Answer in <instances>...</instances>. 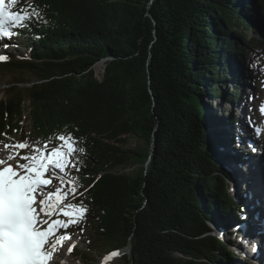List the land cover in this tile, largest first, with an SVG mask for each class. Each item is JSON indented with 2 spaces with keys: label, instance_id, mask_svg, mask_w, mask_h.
<instances>
[{
  "label": "trees",
  "instance_id": "16d2710c",
  "mask_svg": "<svg viewBox=\"0 0 264 264\" xmlns=\"http://www.w3.org/2000/svg\"><path fill=\"white\" fill-rule=\"evenodd\" d=\"M25 4L42 20L0 39V73L36 80L27 117L19 86L3 91L0 142L77 140L69 177L92 214L90 238L109 254L132 246V264L234 262L214 235L231 237L247 216L222 167L237 160L230 103L247 99L229 79L264 83V0H23L15 10ZM13 41L22 59L5 49ZM134 137L144 144L129 148Z\"/></svg>",
  "mask_w": 264,
  "mask_h": 264
},
{
  "label": "snow or ice",
  "instance_id": "6c2138e0",
  "mask_svg": "<svg viewBox=\"0 0 264 264\" xmlns=\"http://www.w3.org/2000/svg\"><path fill=\"white\" fill-rule=\"evenodd\" d=\"M22 2L0 0V39L11 38L17 34L13 29L27 27L34 19L42 20L36 6L25 4L15 10ZM5 60L6 56H0V61ZM260 112L264 115V105ZM56 139L60 143L52 147L49 143L15 144L14 148L29 149L27 155L16 153L24 163L0 168V264H55L57 246L71 239L67 234H56L79 226L85 218L88 209L83 203L65 202L69 195H83L78 192L76 179L69 177V170L77 168L75 160L83 149L77 147V140L70 133L58 134ZM4 164L0 160V165ZM57 176L60 187L47 190ZM118 254L111 253L105 264Z\"/></svg>",
  "mask_w": 264,
  "mask_h": 264
},
{
  "label": "rangeland",
  "instance_id": "374dc122",
  "mask_svg": "<svg viewBox=\"0 0 264 264\" xmlns=\"http://www.w3.org/2000/svg\"><path fill=\"white\" fill-rule=\"evenodd\" d=\"M258 29H260V28H258ZM247 35L249 36V38H252L254 36V33L248 32ZM5 49L8 50L9 52L13 53L19 59L23 58V56H22L23 54L28 53L26 51V49L24 47H22L21 44H19L17 41H13L12 43H6ZM102 64H104V62H102ZM95 71H96V68H95ZM232 79H233V77L230 76L229 80H230L231 86L236 85V84H239L240 88L243 86L244 82H238L237 80H235V79L232 80ZM35 80H36L35 77L29 73H25L23 75L18 74V73H16V74L0 73V99H3V97H4V94H3L4 90L8 91L9 88H11L13 86H19L20 91L23 93V99H24L23 107L25 109V116L27 117L28 111L30 109L29 108L30 101L26 97V93L24 91L26 88L30 87L33 84V82H35ZM21 82H23V83H21ZM242 92H243V94H248L250 97H254V99H249V101L247 99H244V102L241 103V108L244 110V112L246 113V116H247L246 119L242 118V121H241L243 123V127L246 130V132H244L245 142L248 143L247 141L249 140L246 137L247 134H249L250 137H252L254 140L260 141L258 139V136L256 137L253 126L255 127V130H257L258 127L264 123V115H262L260 112L261 105H264V84H257L256 82H254V83L251 82V84H247V85L244 84V86L242 87ZM234 106H235V104L233 102L230 103V107L234 108ZM250 107H252V111L249 110ZM253 121H254V123H253ZM24 124L29 125L30 124L29 119H26L24 121ZM249 127H250V129H249ZM261 142H263V144H264V140H262ZM143 144H144L143 139L134 137L129 141L128 147L129 148H135V147H138V146L143 145ZM224 150L227 152L230 151V149L228 147L225 148ZM239 150L241 152L247 153L246 154L247 161L253 160L255 158V150H253V147L244 146L242 144L240 146ZM16 153H19L20 156L24 155L23 150H20L18 148H14V145L8 146V147L0 145V160L5 161V164L0 165V167H5L8 165L15 166L17 163H24V161L19 159V156H17ZM10 155L14 156L15 158L9 160L8 157ZM259 155H261V153H259ZM247 161L238 162V163H237V161H232V162H229L228 164H224L222 167H223L224 171H226L225 173L228 172L227 173V175H228L227 180L225 181V186L227 187V190H228L230 197L234 198V200L237 201L239 204L244 203L247 207H249L242 200V198L239 201L237 200V198H235L236 193L239 194L238 183H237V178H236L239 172L237 171V169H241V167H243V166H241L240 164H242V163L245 164ZM237 165H240V167ZM126 172L129 173V170ZM57 187H60V182H59L58 176H57V178H52L51 185L48 186L47 190L55 191V189ZM240 194H242V192ZM78 199H79V197H76V196L73 197L72 195H69L65 202L71 203L74 205H78V203H77ZM250 210H251V208H250ZM91 216H92L91 213H86L83 222L79 226H72L66 230L65 229L60 230L59 235L67 234L71 237V239L63 241L62 246H60V245L57 246L56 254L54 255L55 264H104L105 258L108 257L110 254H109L107 248L105 247V245L103 244L104 241H102L101 239L90 238V232L88 231V225L86 224V219L88 217H91ZM60 218L67 219V218L62 217V216ZM52 219H56V216H53ZM246 219L247 218H245L244 220H246ZM244 223H245V221L242 220L237 226L234 227V229H236V230H238L239 228L242 229V227L244 226ZM86 231H88V233H85ZM214 232L217 233V235H219L222 238V241L225 242L227 246H229V249L232 252H235V254L236 253L238 254V258H236L234 262H227L228 264H245V263H248L247 260L244 259V258L249 259L248 254L245 251L240 252L238 245L235 247L234 243H232L233 237H232V239L230 238V236L228 234L229 232L227 229H222V230H215L214 229ZM244 232H247V231H244ZM229 239H230L231 243H228L226 241ZM239 244L241 247L240 241H239ZM72 245H74V247L72 248V251L69 252L68 249ZM124 251L125 252H122L119 255L115 256L112 260L107 261V264H127L128 263L127 262V256L129 257L128 252H127V248ZM60 253L66 255V256L61 258L58 256ZM81 254H84L85 256H87V258L84 257V255H82V257H81ZM240 255L244 260L241 259V257H240V261H239ZM237 261H239V262L237 263Z\"/></svg>",
  "mask_w": 264,
  "mask_h": 264
},
{
  "label": "bare ground",
  "instance_id": "6f19581e",
  "mask_svg": "<svg viewBox=\"0 0 264 264\" xmlns=\"http://www.w3.org/2000/svg\"><path fill=\"white\" fill-rule=\"evenodd\" d=\"M241 116L244 119L247 118L243 109ZM246 137L250 141L244 143V146L253 147V150L262 148L260 141L254 140L249 134ZM241 166H243L241 169H237L239 172L236 177L239 194L236 193L235 198L238 201L242 198L251 210L247 207L250 210V215L245 220L242 229L236 230L237 234L239 233L241 236L239 251H245L249 256V259L244 258L248 262L245 264H255L253 261L257 264H264V157L257 155L253 160L247 161L245 164L242 163ZM241 192L242 194H240ZM226 241L231 243L229 240ZM241 259L243 258L241 257Z\"/></svg>",
  "mask_w": 264,
  "mask_h": 264
},
{
  "label": "water",
  "instance_id": "95a60500",
  "mask_svg": "<svg viewBox=\"0 0 264 264\" xmlns=\"http://www.w3.org/2000/svg\"><path fill=\"white\" fill-rule=\"evenodd\" d=\"M258 36L264 39V27H262L261 29L258 30ZM102 62H104L105 66L107 67L105 61H102ZM102 62H100V63H102ZM98 64H99V63H98ZM106 67H105V72H106ZM105 72H104V75H105ZM104 75H103V77H104ZM103 77H102V78H103ZM102 78H100V79H102ZM214 235H215L216 237H218V239H219L221 242H223V241H222V238H221L219 235H217V233H214ZM125 250H126V249H125ZM122 252H125V251L122 250V251L117 252V253L120 254V253H122ZM127 252H128V255H129L130 263L132 264V262H133V252H132V247H131V246H129V247L127 248Z\"/></svg>",
  "mask_w": 264,
  "mask_h": 264
}]
</instances>
